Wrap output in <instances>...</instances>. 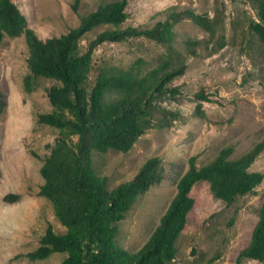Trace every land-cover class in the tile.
I'll list each match as a JSON object with an SVG mask.
<instances>
[{"label":"rangeland","instance_id":"rangeland-1","mask_svg":"<svg viewBox=\"0 0 264 264\" xmlns=\"http://www.w3.org/2000/svg\"><path fill=\"white\" fill-rule=\"evenodd\" d=\"M114 0H12L24 15L27 26L45 40L59 37L79 24L81 16L98 5ZM189 7L196 13L218 19L216 36L225 46L208 55L197 46L195 56L186 57V69L173 81L186 100L164 102L178 112L168 128L151 129L127 153L109 151L93 154L94 169L108 179V188L133 178L151 157L161 160L162 180L140 196L118 224V246L134 253L146 242L176 192V183L188 169V159L196 166L209 162L219 149L230 146L237 158L259 142L264 143V50L251 34L248 22L255 19L246 0H127V20L122 27L152 25L163 19L165 9ZM105 27L88 32L87 43ZM177 50L185 55V41L206 34L190 21L176 25ZM212 48V45H210ZM139 50V51H138ZM161 47L149 42L105 43L93 52L95 65L125 66L136 55L154 56ZM27 47L23 36L4 37L0 46V89L6 106L0 115V264H61L64 254L55 253L43 261H30L24 255L39 244L49 224L57 234L65 228L56 219L51 203L38 195L43 179L39 170L50 147L61 137L73 144L76 135L38 124L36 116L52 112L46 92L56 82L38 77L27 93L22 79L28 73ZM203 90L212 102H202V116H196L193 95ZM263 175L254 195L239 197L227 206L213 197L206 182L193 186L194 206L176 241L177 254L168 264H235L238 253L248 244L264 202V149L249 168ZM18 194L14 203L3 196ZM241 264H264L244 260Z\"/></svg>","mask_w":264,"mask_h":264},{"label":"trees","instance_id":"trees-1","mask_svg":"<svg viewBox=\"0 0 264 264\" xmlns=\"http://www.w3.org/2000/svg\"><path fill=\"white\" fill-rule=\"evenodd\" d=\"M78 2L72 5L73 11ZM246 3L255 16L248 22L247 33L264 50V0ZM126 6L127 0L101 3L81 16L75 28L41 40L12 0H0V46L5 36H23L27 47L28 73L22 79L23 90L32 92L38 77L56 82L46 92L52 112L37 115L36 122L76 135L73 144L57 138L39 170L43 184L38 195L51 203L65 231L57 234L48 224L38 246L24 255L30 261L60 253L65 255L61 264L171 263L177 254L176 241L194 206L190 196L194 185L206 182L213 197L230 206L239 197L254 195L263 180L260 172L249 170L264 149L263 142L237 158L231 157L232 147H223L200 167L195 157H190L188 169L177 181L174 196L146 242L134 253L118 246L119 222L140 196L162 180L161 160L148 158L131 180L109 189L107 177L94 169L93 154L104 155L111 150L127 153L147 131L168 128L178 119V112L162 104L187 99L180 86L172 84L184 74L186 57L197 55L199 45L208 55L225 46L223 36H216L219 22L215 16L171 6L164 10L163 19L152 25L122 27L128 18ZM185 20L199 27L206 37L186 40L183 55L174 45V28ZM102 27L83 49L80 42L84 36ZM135 41L152 43L162 51L154 56L138 54L124 67L95 65L93 52L102 44ZM192 100L196 102L195 115L203 117L202 102H212L210 95L200 90ZM5 106L0 89V115ZM19 198L8 193L2 199L14 203ZM244 260L264 262V202L250 240L235 264Z\"/></svg>","mask_w":264,"mask_h":264}]
</instances>
